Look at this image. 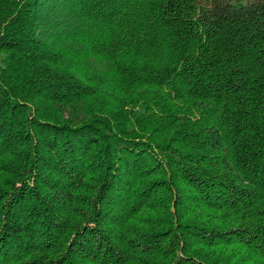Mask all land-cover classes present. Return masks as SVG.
Masks as SVG:
<instances>
[{"label": "trees", "instance_id": "1", "mask_svg": "<svg viewBox=\"0 0 264 264\" xmlns=\"http://www.w3.org/2000/svg\"><path fill=\"white\" fill-rule=\"evenodd\" d=\"M0 264H264V0H0Z\"/></svg>", "mask_w": 264, "mask_h": 264}]
</instances>
